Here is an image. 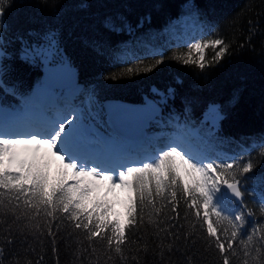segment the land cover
Returning <instances> with one entry per match:
<instances>
[{"label":"snow or ice","instance_id":"1","mask_svg":"<svg viewBox=\"0 0 264 264\" xmlns=\"http://www.w3.org/2000/svg\"><path fill=\"white\" fill-rule=\"evenodd\" d=\"M14 7V0H0V208L20 224L19 230L38 236L41 233L36 221L43 219L42 227L58 257L57 232L65 221L70 222L90 241L87 247L81 245L72 253L80 264H148V254L153 260L158 258V264H174L177 255L183 264H195V252L187 246L193 243L194 248V233L185 229V223L189 228L198 224L205 232L207 248L219 254L220 264H232L241 247L244 256L256 253L252 264H264V222L257 221L248 206L251 202L264 218V174L256 173L258 165L264 166V151L252 155L256 147L264 149V134L253 138L251 148L227 156L219 150L231 142L219 135V122L224 117L218 105L209 104L197 126L192 119L193 102L188 98L184 100L183 120L180 115H169L167 120L161 116L162 106L176 98L173 87L166 91L153 88L156 99L145 96L140 106L101 103L98 99L102 89L113 87L112 81L124 75L150 73L168 59L201 71L218 64L228 45L220 38L203 39L214 27L201 21V10L191 0L183 6L189 15L181 20H191L199 35L176 44L187 51L170 58L144 36L136 39L137 48L144 51H132L131 42L112 46L106 40L93 41L97 54L108 59L109 68L134 63L123 73L102 74L103 83L87 87L77 82L57 30L49 29L42 35L29 32L30 37L39 35L35 41L17 34L15 40L22 45L19 58L42 65L45 73L35 88L22 91L6 79L12 66L5 61L13 58L8 48L14 42L9 38L7 16ZM116 19L119 26L112 17L105 19L109 31L135 34L125 17ZM146 19L150 22V17ZM143 24L141 20L137 28ZM255 27L253 24V31ZM206 49L213 50L210 60H206ZM149 59L151 63L145 64ZM138 65L145 66L141 69ZM176 83L183 81L177 78ZM80 97L83 100L77 103ZM150 122L160 131L151 137L140 135L141 128ZM98 126H107L112 132L105 136ZM250 179L260 186L259 192L249 190ZM181 200L186 207L185 223H181L177 210ZM229 205L237 207L226 211ZM165 207L174 215L166 218L168 226L162 228L163 222L153 217ZM145 213L149 215L147 221ZM190 218L196 223H189ZM173 220L176 223H171ZM53 221H59L56 231ZM146 224L154 230L152 244L143 242ZM160 232L165 240L171 237L167 245ZM254 238L259 247L253 243ZM4 244L0 264L6 260L19 264L15 258L20 253L12 242L6 240ZM43 259L40 256V261ZM25 264L32 262L26 260Z\"/></svg>","mask_w":264,"mask_h":264},{"label":"trees","instance_id":"2","mask_svg":"<svg viewBox=\"0 0 264 264\" xmlns=\"http://www.w3.org/2000/svg\"><path fill=\"white\" fill-rule=\"evenodd\" d=\"M14 2L15 7L7 16L11 26L9 38L14 42L8 48L13 58L5 61L12 66V71L6 79L9 83L16 84L22 91L27 90V85L32 80H41L44 68L40 64L32 65L19 58L22 45L15 40L17 34L29 41H35L39 39V35L30 37L29 32L42 35L49 29L57 30L65 55L87 87L93 83H103L102 74L123 73L125 69L133 67L134 63L118 65L115 69L109 68L108 59L97 54L93 41L106 40L112 46L131 42L132 51H144L138 49L136 44L137 37L144 36L153 47L166 49L167 40H175L172 35L179 36L178 23L192 27L191 20L178 21L183 14L189 15V10L183 7L189 0H14ZM191 3L203 13L201 21L214 27V31L203 39L220 38L228 45V51L223 59L203 71L194 65H183L168 59L165 64L150 73L124 75L120 80L112 81L113 87L102 89L98 99L100 102L119 99L141 103L144 96L154 97L153 88L166 91L168 87H173L177 90V95L174 101L170 100L165 106L167 112L163 118L167 120L169 115H180L183 120L184 100L188 98L193 102L192 119L197 122V126L203 120L207 106L218 105L224 117L219 122V135L231 142L219 150L227 156H233L244 148H251L254 143L253 138L264 134V0H191ZM118 16L127 19L135 29L134 35H130L127 30L116 33L105 27L104 21L107 17H112L119 26L120 21L116 19ZM148 17L150 22L146 19ZM141 20H144L143 27L137 28ZM253 24L256 26L254 31ZM250 31H253V34L251 42H248ZM166 50L168 52L165 55L170 58L173 54L186 53L187 48L182 46ZM212 54V49H206V60H210ZM150 63V59L145 61V64ZM144 66L138 65L141 69ZM177 78L182 80L183 84H177ZM2 94L0 91V95ZM159 131L160 128L155 124L152 133ZM145 145L148 146L147 141ZM260 151L264 149L256 147L252 155L258 156ZM256 173L264 174V166L258 165ZM247 186L249 190L253 188L257 192L261 190L260 186L251 179ZM248 206L255 213L256 220L264 222V218L251 202ZM235 208L236 205H229L226 211H234ZM177 210L180 212L181 223H185L183 216L186 207L183 200L180 201ZM172 215L174 214L169 208L165 207L153 219L162 221L161 227L166 228L168 226L166 218ZM148 219L149 215L145 213V221ZM13 220L11 214L5 215L4 209L0 208V248L5 246L6 240L11 241L15 250L20 253L15 258L19 264H25L26 260L31 261L32 264H80L79 260L73 258L72 253L81 245L87 247L90 243L82 230L73 229L71 223L65 221L57 232L56 247L59 251L57 257L52 252L51 237L42 227L45 224L43 219L37 218L36 221L41 233L38 236L33 231L21 232L20 224L14 223ZM58 223L59 221H53L54 231ZM171 223L176 221L173 220ZM189 223L196 221L190 218ZM185 229L194 233L192 236L194 248L193 243H188L187 246L195 252V264H220L219 254L214 249L207 248L204 242L206 240L204 230L198 224L196 228H189L188 223H185ZM159 235L167 245L171 237L165 240L163 232ZM61 236L63 238L59 239ZM259 236L260 233L257 232L256 238ZM142 238L143 242L149 244L155 242L154 230L150 225L144 226ZM21 240L25 242L19 243ZM253 243L259 247V244L255 243V238ZM249 247L251 248L252 245ZM183 251L184 249H181V252ZM242 252L241 247L237 256L232 259V264H246V262L252 264L256 253L244 256ZM40 256L44 257L42 261ZM11 259L12 257H9V260ZM5 264H8L7 260ZM148 264H158V258L153 260L148 254ZM174 264H183L182 257L177 255Z\"/></svg>","mask_w":264,"mask_h":264},{"label":"water","instance_id":"3","mask_svg":"<svg viewBox=\"0 0 264 264\" xmlns=\"http://www.w3.org/2000/svg\"><path fill=\"white\" fill-rule=\"evenodd\" d=\"M44 74L42 76V81H43V78H44ZM76 80H77V75H76ZM113 102H117V103H120V104H123V105H127V106H130V107L143 105V104H130V103L122 102V101H113ZM146 128L147 127H142L141 128L140 135H142V136L144 135Z\"/></svg>","mask_w":264,"mask_h":264}]
</instances>
